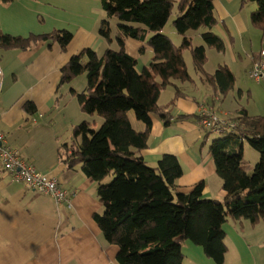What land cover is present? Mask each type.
Segmentation results:
<instances>
[{
	"label": "trees",
	"instance_id": "16d2710c",
	"mask_svg": "<svg viewBox=\"0 0 264 264\" xmlns=\"http://www.w3.org/2000/svg\"><path fill=\"white\" fill-rule=\"evenodd\" d=\"M11 1L1 0L4 4ZM213 1L178 0L180 13L173 25L183 37L176 45L161 31L171 14V0H101L105 16L119 20L121 47L108 48L102 56L93 48H82L60 69L59 84L86 73L85 89L76 92L80 108L104 118L98 128L87 121L73 126L70 140L61 145L62 160L66 167L79 169L96 182L103 209L95 212L93 219L105 239L118 247V264H184L181 242L185 239L202 246L206 256L223 264L227 251L223 223L228 217L253 223L264 218V114H249L242 108L235 115L237 128L210 140L209 152L226 191L221 199L204 197L203 181L187 192L180 191L176 180L182 167L176 155L164 153L155 165H149L140 154L147 145L153 117L166 123L170 119L168 110L158 103L160 90L172 85L176 97L181 94L176 80L192 81L181 49L190 47L198 68L206 60L205 46H191L187 30L206 27L202 33L206 44L224 50L221 37L210 31L218 22ZM251 1L257 8L250 21L264 33V0ZM99 33L110 39L107 19L101 21ZM127 37L142 42L138 52L143 53L147 46L153 52L151 62L142 70L124 48ZM40 38L56 40L65 49L72 33L54 29L24 37L0 32V49L26 48ZM201 71L213 94L224 95L233 88L235 76L226 65L209 73ZM24 109L32 112L35 105L27 101ZM130 110L143 129L133 126ZM204 133L210 137L214 132ZM245 140L259 153L249 171L242 165ZM108 176L111 179L106 181Z\"/></svg>",
	"mask_w": 264,
	"mask_h": 264
},
{
	"label": "crops",
	"instance_id": "0c3cea01",
	"mask_svg": "<svg viewBox=\"0 0 264 264\" xmlns=\"http://www.w3.org/2000/svg\"><path fill=\"white\" fill-rule=\"evenodd\" d=\"M213 4L216 17L231 37L241 39L249 33L247 23L237 20V5L230 8L229 0H214ZM103 19L109 22L110 39L99 33ZM118 22L105 16L101 0H12L7 4L0 0V32L24 37L54 29L72 33L65 49L56 40L41 38L26 48L0 49V132L4 141L70 192L68 204H56L50 195L26 189L21 180L0 167V264H118V247L105 239L93 219V214L103 209L96 195V182L79 169L66 167L61 158V145L70 140L73 126L87 121L98 128L104 118L80 108L76 92L86 87L84 73L68 82H58L61 67L82 48H93L99 56L108 48L119 49ZM123 41L125 50L136 58L137 69L148 66L152 50L147 46L140 53L139 40L127 37ZM200 80L199 93L191 81L176 80L181 87L176 97L172 85L160 90L158 103L168 110L170 119L166 123L159 116L153 117L147 145L140 154L149 165H155L164 153L176 155L182 167L176 180L180 191L187 192L203 181L202 195L221 199L226 191L209 152L210 139L204 137L196 118L198 104L213 94V88L202 77ZM240 91L235 80L233 88L216 102L224 117L234 118L241 111L232 104ZM27 101L34 103V111H25ZM135 128L143 129V124ZM252 167L244 168L249 171ZM228 226H223L228 234L243 246H250L243 234ZM181 249L184 260L213 264L202 246L189 239L181 242Z\"/></svg>",
	"mask_w": 264,
	"mask_h": 264
},
{
	"label": "rangeland",
	"instance_id": "374dc122",
	"mask_svg": "<svg viewBox=\"0 0 264 264\" xmlns=\"http://www.w3.org/2000/svg\"><path fill=\"white\" fill-rule=\"evenodd\" d=\"M171 1L173 2L171 14L169 20L161 31L166 34L174 44L180 45L183 35L179 34L173 25L174 18L178 13H180L178 0ZM236 5L239 9L237 20L239 23H247V26L250 30L249 33L245 32L241 39L238 37L233 38L229 35L225 24L217 18L218 22L212 26V28H210V31L221 37L224 44V50L218 51L213 46L206 44L202 37V33L206 31V27L201 26L197 29L187 30L186 36L189 37L191 46H198L201 44L205 46L206 60L202 66H200V68L195 66L190 47H183L181 52L185 59L188 72L192 77L191 86L195 88L196 92L198 91L197 86L201 85L200 77L203 73L201 70L211 72L214 71V69H216L219 65H226L229 69H232L235 72L236 85L241 89L239 94L236 92V97L235 99H232V104L237 105L240 107V109L243 108L247 110L250 114L263 115L264 77L258 82L250 72L252 70L254 61L259 56L261 49L264 50V33H262V31L258 27L254 26L250 21L251 12L257 8L256 3L251 0H229L228 6L230 8H233ZM222 30L225 33L222 32ZM243 31H245V28H243ZM141 45L142 42L137 48L138 51ZM253 58H255L254 61ZM84 74L86 75V73ZM217 94L219 93H214L206 98L211 99ZM219 96L221 98V94H219ZM229 96L230 95L228 94L227 98H229ZM216 102L213 103V106L219 109V106L216 105ZM129 116L135 127L140 126L141 122L136 119L133 110L129 111ZM230 119L235 120V117ZM218 136H220V134L213 133L209 139L211 140L213 137ZM242 147L243 166L250 167L251 164L254 165L259 159L258 151L250 146L247 140L243 141ZM110 179L111 177L108 176L106 181H109ZM230 224L231 226L235 227V230L238 231L239 234H243L247 238L250 246H243L240 244L241 242L239 243V240H237L238 238L236 239L233 235L228 234L223 228L226 233L225 241L227 244V251L223 264H242L241 260L243 259L247 260L248 262L250 261V264H264V218L253 223L245 218L236 219L229 216L228 219L223 223V226L225 225L228 229V225ZM228 232L230 231L228 230ZM211 260L213 264H217L212 258ZM184 264L194 263L189 261V259H185Z\"/></svg>",
	"mask_w": 264,
	"mask_h": 264
},
{
	"label": "built area",
	"instance_id": "2783aa9c",
	"mask_svg": "<svg viewBox=\"0 0 264 264\" xmlns=\"http://www.w3.org/2000/svg\"><path fill=\"white\" fill-rule=\"evenodd\" d=\"M251 75L256 81H261L264 77V50L261 49L259 56L254 61ZM2 70L0 67V79ZM220 100L219 94L213 98H204L197 108V121L202 130L214 133H223L226 130H235L238 121L224 117L220 109L213 106V103ZM64 157V150L61 158ZM0 167L9 172L16 180H21L26 189L38 190L50 195L56 204L69 203L70 192L57 178L49 177L34 165L29 163L19 150L4 141L0 132Z\"/></svg>",
	"mask_w": 264,
	"mask_h": 264
}]
</instances>
